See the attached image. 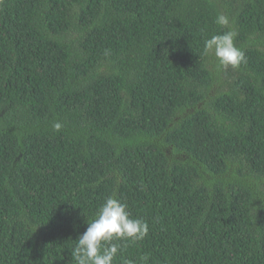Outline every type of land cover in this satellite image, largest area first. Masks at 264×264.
Listing matches in <instances>:
<instances>
[{"label": "trees", "instance_id": "16d2710c", "mask_svg": "<svg viewBox=\"0 0 264 264\" xmlns=\"http://www.w3.org/2000/svg\"><path fill=\"white\" fill-rule=\"evenodd\" d=\"M108 196L113 264H264V0H0V264H75Z\"/></svg>", "mask_w": 264, "mask_h": 264}, {"label": "clouds", "instance_id": "9594fccd", "mask_svg": "<svg viewBox=\"0 0 264 264\" xmlns=\"http://www.w3.org/2000/svg\"><path fill=\"white\" fill-rule=\"evenodd\" d=\"M215 23L227 26L229 18L218 14ZM236 35L234 30H228L204 40L205 52L213 53L223 68L235 69L247 62L244 51L234 43ZM52 127L54 131H59L63 125L55 122ZM148 231V223L142 218L133 217L127 211L125 202L114 196H108L87 223L85 231L75 240L72 258L75 264H113L118 253L127 246L121 242L141 241ZM127 264H135V262L127 261Z\"/></svg>", "mask_w": 264, "mask_h": 264}]
</instances>
